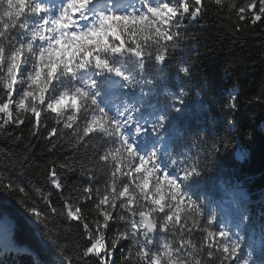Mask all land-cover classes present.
Returning <instances> with one entry per match:
<instances>
[{
	"label": "trees",
	"instance_id": "1",
	"mask_svg": "<svg viewBox=\"0 0 264 264\" xmlns=\"http://www.w3.org/2000/svg\"><path fill=\"white\" fill-rule=\"evenodd\" d=\"M139 1L137 11L143 3ZM203 3V15L185 18L180 28L173 29L179 39L164 62L157 61L154 54L143 58L117 54L119 58L110 62L130 80L117 78L111 83L108 77L115 72H103L97 90L112 115L110 101L133 102L136 113L150 125L151 140L168 143L167 158L175 160L178 171L183 172L178 182L186 195L182 203H188L189 197L203 214L197 217L189 214L191 207L183 209L177 224L183 226V233H190L186 239L198 250L197 258L203 264H232L235 257L226 258L220 247L219 226L225 222L231 225L232 241L240 245L237 255L247 257L250 264H264V23L238 21L235 14L216 6L215 0ZM37 17L38 13L29 12L17 24L34 31ZM9 35L23 38L28 33L17 26L0 44L7 46ZM82 71L87 75L78 73L75 79L62 76L54 81L57 91L50 94L77 80L87 85L96 78L91 70ZM53 116L42 114L43 124L36 135L28 123L0 131V264H98L95 255H83L90 246L83 223L95 233L96 222L103 223V218L94 198L86 199L83 190H103L110 183L113 162L101 157L118 144L97 132L82 138L75 134V126L64 129L63 135L49 137L44 129L55 126ZM84 123L79 121L81 129ZM193 167L196 171L191 172ZM53 168L60 189L50 182ZM117 177L118 184L127 182L120 173ZM157 178H150V188ZM160 182L166 185L165 180ZM8 184L25 188L28 203L24 193ZM35 188L51 194L56 213L47 219H38L31 211L33 202L37 207L43 205ZM236 188L243 194V207L232 198ZM67 204L73 210L81 209L79 216L67 218ZM246 209L250 214L246 215ZM117 211L112 212L103 235L109 249L119 241L108 258L111 264H127L130 241L120 239L125 223L116 219ZM153 218L160 217L154 214ZM206 227L215 234L209 237ZM163 235L152 238L153 250L164 242Z\"/></svg>",
	"mask_w": 264,
	"mask_h": 264
},
{
	"label": "snow or ice",
	"instance_id": "2",
	"mask_svg": "<svg viewBox=\"0 0 264 264\" xmlns=\"http://www.w3.org/2000/svg\"><path fill=\"white\" fill-rule=\"evenodd\" d=\"M91 3L92 0H67L58 14L48 15V9L38 0H0V4L7 6V11L0 12V39L17 26L28 33L23 38L9 35L7 46L0 44V131L13 124L28 123L36 135L43 124L42 114H54L55 126L44 129L49 137L58 133L63 135L64 129L72 130L75 126V134L82 138L97 132L111 143L118 144L101 157L113 162L110 183H106L103 190L98 187L83 190L86 199L94 198L95 208L103 218V223L96 222L95 233L88 223H83L84 231L90 237V246L84 250V256L95 255L98 264H111L108 258L114 254L119 241L109 249L103 229L112 219V212L119 210L116 219L125 223L120 239L130 241L127 264H203L197 258L199 253L195 245L186 239L190 233H183L182 225L177 227L183 209L191 207L189 214L199 217L203 215L201 208L189 197L188 203H182L186 195L181 184L174 179L165 177L166 185H161L157 178L150 188L153 169L148 163L156 158V153L147 156L138 153L132 138L125 135L133 116L130 113L110 114L106 101L100 98L97 90L103 72H115L130 80L110 62L114 57L119 58L117 54L131 53L139 58L154 54L157 61L164 62L169 48L175 47L173 42L179 39V33L173 29L180 28L185 18L195 19L203 15V0H158L157 3L143 0L139 11H101L89 16ZM215 5L235 14L238 21L253 25L264 23V0H243L242 3L228 0L227 4L224 0H215ZM29 12L41 14L39 27L34 31L22 23L17 24ZM86 69L96 77L87 85L77 80L55 96L50 94L57 91L54 81L62 76L75 79L78 73L85 76L87 73L82 70ZM182 70L187 72L186 68ZM80 120L85 122L82 129ZM61 124L63 128L59 127ZM125 155L126 159L122 160ZM194 171L195 167L191 172ZM117 173L127 182L118 184ZM188 174L186 171L185 176ZM49 178L55 188H62L54 168ZM7 186L24 193V201L28 203L25 188ZM35 192L43 205L37 207L33 202L30 206L33 215L43 220L55 214L51 194L41 188H35ZM65 206L68 208L67 218L79 216L81 209L73 210L72 204ZM154 214L160 218L154 219ZM211 221L209 219L208 227ZM205 231L209 237L215 234L207 227ZM156 234H164L161 236L164 242H157L158 248L153 250L152 236ZM218 235L222 254H227L226 258L235 257L232 264H250L249 260L237 255L240 245L232 241L227 232L219 231ZM121 251L123 255L124 250ZM208 255H213L211 250Z\"/></svg>",
	"mask_w": 264,
	"mask_h": 264
},
{
	"label": "rangeland",
	"instance_id": "3",
	"mask_svg": "<svg viewBox=\"0 0 264 264\" xmlns=\"http://www.w3.org/2000/svg\"><path fill=\"white\" fill-rule=\"evenodd\" d=\"M38 2L43 3V0H38ZM137 2L138 0H135V3ZM135 3H130L129 0H92V3L89 5V8L92 10L87 14L89 16H95L101 11H131L134 9L133 7H136ZM47 6L48 9L50 3L47 2ZM40 18L41 14H38L37 22L35 23V30L39 27ZM121 71L126 73L123 70ZM117 78L124 77L118 76L116 73H114L108 79L111 83H114ZM56 94H58V92L53 93L51 95L55 96ZM109 107L114 115L130 113L133 116L131 124H129L125 129V135L130 136L132 138V141L136 145L137 151H141L139 152V154L147 156L150 153H156V158L148 163V167L153 169V175L158 176L161 180H165V177H168L170 179L176 180V182L178 183L183 172L178 171L175 160L166 159V153L168 152V143L165 141H163L162 143L152 142V140L150 139V125L147 123V121L142 120L136 113V106H134V103L126 101L117 102L116 100H112L109 102ZM137 129L140 130L138 131ZM242 197L243 194L240 192V190L237 188L234 189V192L232 193V198L234 202L239 204L241 207H243L241 204ZM245 212L246 215L250 214L249 209H246ZM231 229L232 228L229 223L223 222L219 226V231L227 232L229 234V238L232 240L234 238V235L231 234ZM241 258L247 259V257L245 256Z\"/></svg>",
	"mask_w": 264,
	"mask_h": 264
},
{
	"label": "clouds",
	"instance_id": "4",
	"mask_svg": "<svg viewBox=\"0 0 264 264\" xmlns=\"http://www.w3.org/2000/svg\"><path fill=\"white\" fill-rule=\"evenodd\" d=\"M7 11V6L0 4V12Z\"/></svg>",
	"mask_w": 264,
	"mask_h": 264
},
{
	"label": "water",
	"instance_id": "5",
	"mask_svg": "<svg viewBox=\"0 0 264 264\" xmlns=\"http://www.w3.org/2000/svg\"><path fill=\"white\" fill-rule=\"evenodd\" d=\"M157 235V234H156ZM156 235H153L152 238L156 237Z\"/></svg>",
	"mask_w": 264,
	"mask_h": 264
},
{
	"label": "bare ground",
	"instance_id": "6",
	"mask_svg": "<svg viewBox=\"0 0 264 264\" xmlns=\"http://www.w3.org/2000/svg\"><path fill=\"white\" fill-rule=\"evenodd\" d=\"M60 2H61V0H59ZM65 0H63V2H64Z\"/></svg>",
	"mask_w": 264,
	"mask_h": 264
}]
</instances>
